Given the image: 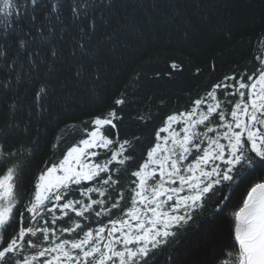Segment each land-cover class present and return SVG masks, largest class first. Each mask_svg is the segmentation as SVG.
Returning a JSON list of instances; mask_svg holds the SVG:
<instances>
[{
  "label": "snow or ice",
  "instance_id": "6c2138e0",
  "mask_svg": "<svg viewBox=\"0 0 264 264\" xmlns=\"http://www.w3.org/2000/svg\"><path fill=\"white\" fill-rule=\"evenodd\" d=\"M258 3L256 17L214 22L204 0H0V264H155L157 253L200 227L213 197L211 215L227 212L225 193L257 170L260 177L231 213L227 251L194 248L199 258L188 264H264V55L251 73L226 76L189 109L166 115L126 187L121 176L140 140L119 138L126 93L83 121L85 135L25 186L48 128L81 99L72 85L97 98L108 85V60L127 47L120 26L137 25L129 7L149 16L155 9L193 30L199 21L224 41L252 35L264 47V0ZM137 118L154 119L150 112ZM93 216L109 219L97 227L82 223Z\"/></svg>",
  "mask_w": 264,
  "mask_h": 264
},
{
  "label": "trees",
  "instance_id": "16d2710c",
  "mask_svg": "<svg viewBox=\"0 0 264 264\" xmlns=\"http://www.w3.org/2000/svg\"><path fill=\"white\" fill-rule=\"evenodd\" d=\"M129 2L135 4L137 0H129ZM145 2L146 0H139V3ZM204 3L207 11L212 14L214 22L221 19L226 21L232 15L238 18H250L259 14L258 0H204ZM250 4L252 8L248 7ZM128 11L138 17L137 25L132 28L120 26L121 38L127 41V47L121 45L108 60V85L98 98L94 95L86 96L88 88L85 85H72L79 90L78 95L81 99L70 111L64 112L62 119L55 126L48 128L47 135L41 142V147L37 149L27 173L25 186L29 189L33 177L45 162L59 159L66 148L85 135L84 128L87 125L82 122L106 112L113 106V100L121 93L127 94L128 103L122 106L119 113L124 118L122 123L117 122L119 138L123 140L140 137L139 141H134L135 160L130 163L129 172L121 176L122 184L126 187L130 179H135L130 177V171L136 169L144 159L146 149L154 143V133L161 126L166 115L189 109L192 99L203 96L226 76L239 75L243 72L251 73L259 63L255 58L264 55V47H261L259 41L252 35H245L243 38L236 36L229 42L218 39L214 30L201 25L199 21H195L197 27L193 30L186 21L180 19L172 21L155 9L152 16L131 7ZM192 19L195 20L194 17ZM251 31L249 27L247 32ZM124 32L127 35H124ZM249 41L252 43L250 44ZM172 63L179 64L180 68L172 69L170 67ZM63 67L65 69L63 74H66L67 65ZM197 69L201 70L199 74ZM58 88L59 85L54 96L57 95ZM223 91L226 90H218V95H222ZM229 99L235 100L237 97H229ZM161 100L164 101L163 104ZM148 112L154 117L151 122L144 123L137 118ZM176 127L179 130V126ZM105 131L110 137H115V130ZM53 143L59 144V147L52 148ZM260 175V170L249 173L238 181V186L233 185L229 192L225 193L230 194V202L227 212L222 215L215 217L211 215L212 204L215 201L213 197L205 216L200 219V227L194 226L179 243L164 252L157 253L155 264H173V261L177 264H188L191 259L199 258L198 254L193 253L194 248L200 249L209 244L217 249L225 248L227 251L225 246L232 243L231 213L238 210L250 185ZM93 196L99 198L96 194ZM73 198H79V193H73ZM127 205L126 193L121 206L123 208ZM117 214L119 210H114L113 216ZM70 215L74 216V213ZM108 219L109 217L93 216L91 221L85 220L82 223L97 227V222L107 223Z\"/></svg>",
  "mask_w": 264,
  "mask_h": 264
}]
</instances>
